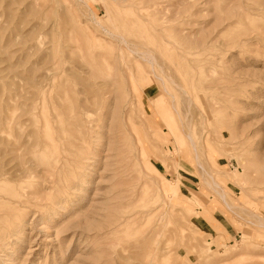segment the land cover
Here are the masks:
<instances>
[{
	"label": "rangeland",
	"instance_id": "rangeland-1",
	"mask_svg": "<svg viewBox=\"0 0 264 264\" xmlns=\"http://www.w3.org/2000/svg\"><path fill=\"white\" fill-rule=\"evenodd\" d=\"M0 264H264V0H0Z\"/></svg>",
	"mask_w": 264,
	"mask_h": 264
},
{
	"label": "bare ground",
	"instance_id": "bare-ground-1",
	"mask_svg": "<svg viewBox=\"0 0 264 264\" xmlns=\"http://www.w3.org/2000/svg\"><path fill=\"white\" fill-rule=\"evenodd\" d=\"M96 21H97V20H96ZM97 22H98V21H97ZM147 58H148V57H147ZM151 60H152V58H148L147 61L150 62ZM189 139L192 140L190 137H189ZM216 191H217V190H216ZM217 193L219 194V196L221 197V199L224 200L225 204H227L226 201H225L224 195H223L222 193H219L218 191H217Z\"/></svg>",
	"mask_w": 264,
	"mask_h": 264
}]
</instances>
